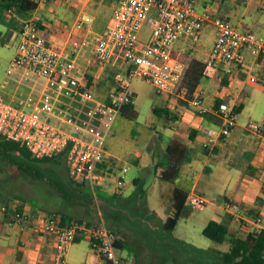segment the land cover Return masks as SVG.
Listing matches in <instances>:
<instances>
[{
	"label": "crops",
	"instance_id": "0c3cea01",
	"mask_svg": "<svg viewBox=\"0 0 264 264\" xmlns=\"http://www.w3.org/2000/svg\"><path fill=\"white\" fill-rule=\"evenodd\" d=\"M198 7L201 10H210L217 18L230 20L241 31H253L264 36L262 0H198ZM90 31L92 30L89 27L86 31L75 34L72 39L74 46L68 55L75 54L78 75L89 74L94 78L98 98L110 101L114 91L109 96H99L98 90L103 87L100 86L102 81L113 75L111 70L122 69V62L117 60L102 67L91 62L94 45H90L91 41L88 40ZM216 38L215 26L208 24L202 31L200 41L194 42L188 34L180 38L174 54L182 60L194 58L205 64ZM243 52L245 54L243 62L220 64L216 76L213 78L204 76L195 90L202 95L204 114L201 115L192 104L180 105L179 100L173 96H166V100L162 99L157 104L172 112L174 117V121L169 120L163 125L162 132L157 127L155 129L145 126L149 127L152 136L157 132L163 141L167 140L164 147L161 144L160 154L140 147L135 140L133 143L135 150L130 151L123 147L118 149L121 121H136L140 124V113L134 108L138 112L137 118L130 119L127 116L130 110H127V115L122 112L117 116L107 133L105 161L101 165L107 176L98 184L100 198H97V206L94 208L96 214L92 215L91 212L80 209V206L85 204L84 201L77 199L76 202H72L70 197L68 199L58 191L57 195L64 201L61 208H49L47 204L43 205L42 200L30 205L26 199L23 201L21 198L5 202V195L0 191V264H53L55 241L43 232V226L37 221L41 216L52 215V212H61L67 221L83 219L87 224H105L116 231L121 237L117 250L122 260L121 264H159L162 261H169L156 257L159 254L158 241L154 237H147L144 230L135 231L136 221L133 217L132 223L118 222L115 218L116 209L111 206L108 199L115 198L125 204L130 200L129 194L132 195V210L139 207L142 201L147 203L150 222L148 229L161 236L167 237L169 234L164 225L175 209L177 189L188 198L193 193L205 196L209 203L203 208L195 209L199 211L207 209L204 212L210 213V221L217 219L225 223L233 234L246 236L255 228L264 229V137L247 130V125L251 121L259 123L264 129V56H258L247 48ZM16 73L20 74V78L16 79L18 83L15 87L10 88L11 97L8 100L12 103L18 102L22 105L34 103L45 92H49L58 96V102L69 107L70 111L79 108L70 98L61 97L54 90L50 92L51 88L47 87V82L41 87L35 81L22 84L25 77L23 72L17 70ZM222 103H227L234 110L242 106L241 113H238L237 125L214 150H206L202 147L206 135L221 128L222 119L216 114V106ZM192 131H195V136L192 135ZM170 144L171 155L168 152ZM152 164L155 168L154 175L151 177L144 175ZM171 165L177 169L176 171L174 168L169 169L172 175V181L169 182L163 180L160 174L172 168ZM123 168H128V172L122 173ZM139 172V176L133 175ZM129 173H132V177H129ZM122 176L123 184L119 185L118 181ZM87 185L89 186L87 183L84 186ZM46 187H43L44 192L41 193H48ZM39 188L36 187V191ZM140 188L145 192L143 195L139 193ZM51 190L52 195L54 192ZM188 198L182 215L172 231L177 229L182 219H191ZM227 202L236 204L238 210H228ZM4 206L9 209L3 211ZM16 211L29 213L34 222L22 229L13 220ZM148 238L152 242H149ZM230 245L225 250L214 248L211 251L217 258L219 252L228 251ZM173 248L175 251L178 250ZM93 254L97 257H92ZM177 259L172 260L177 262ZM85 261L99 263L101 258L92 247L91 241L82 238L70 249L69 264H82ZM178 262L181 263L180 260Z\"/></svg>",
	"mask_w": 264,
	"mask_h": 264
},
{
	"label": "built area",
	"instance_id": "2783aa9c",
	"mask_svg": "<svg viewBox=\"0 0 264 264\" xmlns=\"http://www.w3.org/2000/svg\"><path fill=\"white\" fill-rule=\"evenodd\" d=\"M30 1L42 6L59 0ZM77 1L79 11L75 22L67 28V38L62 44L48 43L46 28L41 22L36 18L25 19L13 63L25 77L44 78L47 87L59 96L78 97L85 105L82 110L84 117H73L58 102V96L49 92H45L38 101L23 105H15L0 95V137L23 142L37 158L67 150L70 175L80 183L95 186L106 179L107 172L101 165L105 161L107 133L122 110L135 104V81L151 83L159 95L173 96L177 100L187 98L185 88L177 91L186 64L174 54L177 42L184 35L188 34L198 42L206 25L215 26L216 42L203 71L207 78L216 76L220 64L243 62V50L246 48L264 56L263 35L241 31L230 20L217 18L208 9H199L198 0H117L111 20L98 34L92 51L94 64L101 67L117 60L122 62L123 75L117 80L113 97L110 101L102 100L97 96L95 82L91 83L85 74L80 76L76 73L75 54L68 55L74 46L72 39L75 34L91 27L88 6L92 0ZM145 26L150 28V33L143 40L140 32ZM190 104L201 115L205 113L202 95L198 91L193 93ZM216 114L221 117L222 125L219 130L206 135L202 142L206 150H214L237 125L238 113L227 103L220 104ZM247 130L264 137L263 126L259 123L249 122ZM128 170L123 168L122 173ZM118 183L123 184V176ZM208 203L209 200L198 193L188 198V205L192 208H203ZM226 208L238 210L232 202H227ZM8 209L3 207V211ZM13 220L22 229L34 222L29 213L21 211L13 214ZM37 221L43 226V232L55 241L53 264H69L70 249L82 238L91 241L101 258L99 263L82 264L122 262L117 253L121 237L105 224L64 221L61 214L44 215Z\"/></svg>",
	"mask_w": 264,
	"mask_h": 264
},
{
	"label": "rangeland",
	"instance_id": "374dc122",
	"mask_svg": "<svg viewBox=\"0 0 264 264\" xmlns=\"http://www.w3.org/2000/svg\"><path fill=\"white\" fill-rule=\"evenodd\" d=\"M115 4L116 0H92L89 3L88 14L91 18L90 28L92 30L88 38V40L91 41L90 45H95L97 43L98 34L108 25ZM79 7L80 4L77 0H59L50 1L45 5L38 6L35 12L26 17L15 13L11 14L0 11V95L10 99V88L13 86L15 87L18 83L16 79L20 78V74L16 72L17 70L22 72V70L16 68L13 63V58L16 55L19 44L22 22L29 18L40 20L45 25L44 28H46L48 43L61 44V40L64 39V36L67 37L66 34L68 33V29L75 22ZM149 33L150 28L145 26L140 32L141 38L146 40ZM91 62H93V59ZM115 70L116 71L111 70L113 73V81H109L108 77H106V82L102 89L98 90L99 96H109L115 90L118 78L123 75L122 69L119 68ZM23 81L22 84H30L35 81L40 87L47 82L45 79L37 77H24ZM133 89L136 91L134 108L140 113V124L136 121H121L120 125L122 128L119 133L120 146L118 149L123 147L124 149L126 148L132 151L135 147L133 145L135 140L140 147L142 146L149 151H153V153L156 152L160 154L162 151L161 148L165 146L167 140L163 141V138L161 139L160 137V133L157 132H154L152 136L151 131L148 130L149 127L145 126L155 127V129L157 127V129L162 132L164 131L163 125L167 124L169 120L174 121V117L168 114L167 109L157 105L162 99L166 100V95L157 94L152 84L143 80L135 81L133 83ZM50 92H52V89H50ZM71 101L74 102L77 107L83 105L78 97L71 99ZM13 103L15 105H22L18 102ZM67 109H69V107ZM154 109L158 110L160 115L156 114ZM242 119H244V117H242ZM10 159L13 161L10 162ZM18 163L33 164L53 180H59L62 175V169H60L59 166L56 167V169L52 168L53 166L50 163H31L16 152L11 153L10 156L3 155L0 152V191H3L5 195L4 201L10 202L14 201V199L21 198L23 201L26 199L25 201L30 205V203H38L37 200H42L43 205L47 204L49 208H61L64 201L62 200L63 198L57 195V189L46 182L33 179L25 172L18 170L16 165ZM151 166L150 170L148 169L149 171L144 172V175H148L149 177L154 175L155 168L153 164ZM133 175L139 176L140 172L138 174L134 173ZM129 177H132V173H129ZM67 179L63 178L62 181L64 182V188L68 192L72 202H76L77 199L84 201L85 204L81 205L80 209L82 208V211L86 210L91 212L92 215L96 214L94 208L97 206V198H100L98 194L99 186H91L90 184L89 186H82L73 182L69 176ZM37 185H41V187L39 188ZM45 186L48 188V193H41ZM36 187L39 188V190L36 191ZM50 188L54 192L52 195L50 194ZM128 196L130 200L125 204L115 198L108 199L111 206L116 209L117 215L115 218H117L118 222L126 221L132 223L133 217L136 221L134 227L135 231H137V229L140 231L144 230L146 233L145 235H148L147 237H154L156 241H158V249L160 252L158 251L159 254L156 257L169 260L159 262V264H182V262L185 264H212L215 262L216 256L211 249L219 248L225 250L230 245L229 241L220 244L207 238L203 234V230L211 219L210 213L204 212L207 209L199 211L190 206L191 219H182L177 229L169 232L167 237L158 235L155 232L153 233L148 229V224H150V222L147 203L142 201L139 207L132 210V195L129 194ZM148 230L150 231V235ZM174 239L177 241H174ZM147 240L152 242L150 238ZM185 242L190 245H187ZM134 244H136V242ZM173 247L178 250L175 251ZM189 248L191 250H189ZM92 257L97 256L93 254ZM173 258H178L177 262L172 260ZM178 260H180L181 263H179ZM86 262L87 261L84 263Z\"/></svg>",
	"mask_w": 264,
	"mask_h": 264
},
{
	"label": "trees",
	"instance_id": "16d2710c",
	"mask_svg": "<svg viewBox=\"0 0 264 264\" xmlns=\"http://www.w3.org/2000/svg\"><path fill=\"white\" fill-rule=\"evenodd\" d=\"M117 1V0H116ZM38 9V4L30 1V0H0V11L8 12L11 11V14H18L20 16H29L33 12ZM40 21V20H39ZM41 22V21H40ZM42 27L45 25L41 22ZM67 35V34H66ZM67 37L64 36V40ZM185 61V69L182 75V78L179 82L178 90L185 88L187 90V99L188 101H181L179 100L180 105H189V101L199 86V84L204 79V67L205 64L200 62L197 59L191 58L184 60ZM88 80L91 83L95 82L94 78L87 74L86 75ZM109 81H113L112 76L108 77ZM106 80L102 81L101 87L105 84ZM94 86L96 87L97 84L95 83ZM100 87V88H101ZM73 99V98H70ZM188 103V104H187ZM82 106L79 107L77 110L70 111L67 109L70 114L75 118H83L84 114L82 110L84 109V103L82 102ZM220 104L216 106V111L219 110ZM242 106L236 109L237 113H241ZM127 110L131 112L127 115ZM155 113L160 115L158 110H155ZM168 111V110H167ZM122 112L129 116L130 119L137 118L138 112L134 110V105L126 106ZM168 114L172 116V112L168 111ZM218 115V114H217ZM207 117L208 114H205ZM192 135L195 136V131H192ZM193 137V136H192ZM173 143V141L171 142ZM0 152L3 155H9L11 153H19L23 158L28 160L31 163H50L52 164V168L60 167L62 169L61 177L67 179L68 176L75 182L76 184L81 185L80 182L75 181L70 175V168L67 162V150L60 152L59 154L53 156H47L44 158H37L33 153H31L26 145L23 142H16L12 140H8L5 137H0ZM168 152L171 155V144L169 145ZM10 162L13 160L10 159ZM19 164V165H18ZM17 168L18 170L25 172L33 179L44 181L52 185L57 189L59 193H61L64 197L69 199V194L64 188V182L62 181L63 178H59V180H53L48 175H46L42 170L35 167L33 164L30 163H18ZM172 168H168L163 174H160V177L166 181H172V175L169 169H173L176 171L177 167L172 166ZM57 169V168H56ZM66 172H65V171ZM60 173V171H59ZM69 180V179H67ZM86 183H82L85 185ZM139 193L143 195L145 192L143 188H140ZM188 196L184 194L181 190L177 189L175 192V209L172 214L168 217L167 221L165 222V229L168 232H171L177 225L182 212L184 210V205ZM61 212H52V215L60 214ZM66 219L64 218V221ZM80 222H83L81 219H77ZM91 225V224H88ZM203 234L217 242V243H224L226 240L229 239L231 245L228 251L226 252H219L218 257L216 258L215 262L212 264H264V229L262 228H255L253 231L248 233L246 236L240 234H233L230 232L228 225L225 223L218 221L217 219L211 220L207 226L203 230ZM93 247V246H92ZM117 247H120V242L117 243Z\"/></svg>",
	"mask_w": 264,
	"mask_h": 264
}]
</instances>
